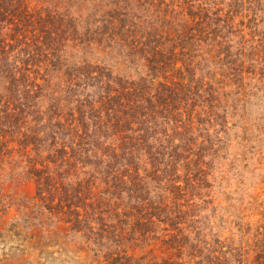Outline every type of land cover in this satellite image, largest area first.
Returning <instances> with one entry per match:
<instances>
[{
    "label": "trees",
    "instance_id": "1",
    "mask_svg": "<svg viewBox=\"0 0 264 264\" xmlns=\"http://www.w3.org/2000/svg\"><path fill=\"white\" fill-rule=\"evenodd\" d=\"M67 1L64 11H41L28 0H0V157L21 167L14 152L30 151L25 177L35 180L36 197L48 195L59 228L68 224L87 244L168 253L135 263L124 248H92L109 264H264V211L251 242L210 243L192 193L210 186L231 131L242 129L249 141L250 121L264 128L263 115L236 112L249 86L238 82L253 70L230 51L232 36L240 35L242 51L256 31L246 41L249 25L231 11L223 17L221 7L211 12L207 0ZM255 1L263 10L264 0ZM257 47L258 58L247 59L264 62V38ZM93 53L105 62L84 57ZM211 62L216 70L205 76ZM130 67L142 70L137 78ZM230 114L241 123L230 127ZM31 152L47 153L43 168ZM32 217L48 215L38 208Z\"/></svg>",
    "mask_w": 264,
    "mask_h": 264
},
{
    "label": "rangeland",
    "instance_id": "2",
    "mask_svg": "<svg viewBox=\"0 0 264 264\" xmlns=\"http://www.w3.org/2000/svg\"><path fill=\"white\" fill-rule=\"evenodd\" d=\"M46 1L44 3L43 0H28L31 7L41 11H44L46 5L48 8L59 7L61 11H64L68 4L66 0ZM207 2H211V12L221 7L223 8L221 13L223 17L231 11L230 16L234 18L235 23L243 21L245 26L249 25V27H245L244 31L246 41H249L254 35L253 31H256L255 42H247L242 51H238L241 49L240 35L232 36L230 51L235 54L238 52V58L245 60L242 62L244 67H249L255 74L244 72L242 82H238L240 87L248 83L249 86L245 87V96H239L242 99L237 105L239 108L236 109V112L241 113V108L244 107L254 118L264 116V69L261 72L264 62L247 59L258 58L254 53H258L260 49L255 48L258 39L264 38V9L259 10L255 0H217L214 2L207 0ZM74 10L75 7L72 9L74 16L81 19V15ZM87 54L84 57L92 59L97 64L100 63L98 59L100 61L103 59L104 62L106 60L96 53H93L94 55ZM82 55L79 53L78 56ZM235 57L236 55H233V58ZM213 60H217L216 57ZM107 62L109 61L107 60ZM208 66L211 69L203 71L205 76L216 70L212 62ZM125 70L127 74L129 73L128 75L132 74L134 78H137V74L142 71L140 68L132 67ZM220 70L223 71V69ZM114 76L122 77L123 75ZM230 117L232 118L231 114ZM238 117L232 118L230 127L233 124L241 123ZM44 122H46L45 119L39 123ZM253 122V120L250 121L252 140H243L242 129L235 128L231 131L229 133L230 142L226 141V146H223L219 156L212 163L210 175L207 177L210 186L203 189V193L199 189L192 192L193 195L199 194L194 198L195 203L201 209L198 213L203 217L199 228L201 232L206 233V238L210 243L217 236L225 246L235 247L241 244L240 242L243 244L247 241L251 242L256 223L264 211V128L257 131L252 125ZM235 135L240 137L237 138ZM32 147L30 146V148ZM29 152L25 153L23 149L19 153L14 152L15 160L22 161L20 164L22 168L15 164L12 157L3 154L0 157V162L2 161L5 165L7 163V167L0 169V196L3 198L1 201L0 197V264H109L104 260V256H96L92 248L102 251L103 255H108L113 250L122 254L120 250L124 248L128 254H134L135 263L139 257L146 255V260L151 257H157L159 260L162 257L168 258V253L162 252V248L157 247L152 251L151 248L143 247L140 244L127 249L129 245L126 243L116 246L111 243L109 245L104 240L98 241L94 245L91 243L93 245L91 246L86 243L80 232L66 230L68 224L63 223L62 225L66 228H59L61 227V223L58 222L59 218L48 212L47 207L51 206L48 195H45L44 202L39 201L36 197L38 186H36L35 180H27L25 177L31 166V163L27 162ZM46 155L47 153H43V156H37L35 152H31L30 157L33 158V163L37 162L38 168H43L41 162L46 163ZM1 166L2 163H0ZM153 185L157 186V183ZM182 185L184 186L185 183L182 182ZM190 191L191 189L187 190L186 196H189ZM206 193L209 195L205 196ZM205 200L211 202H205ZM38 208L40 213L48 215V218L43 219L41 223L39 218L32 217L34 215L38 217ZM80 210L83 212L82 209ZM248 228H251L249 234ZM225 249L227 248L225 247Z\"/></svg>",
    "mask_w": 264,
    "mask_h": 264
}]
</instances>
